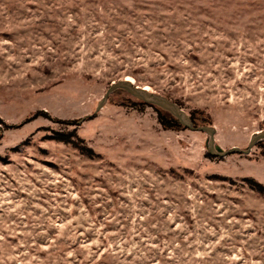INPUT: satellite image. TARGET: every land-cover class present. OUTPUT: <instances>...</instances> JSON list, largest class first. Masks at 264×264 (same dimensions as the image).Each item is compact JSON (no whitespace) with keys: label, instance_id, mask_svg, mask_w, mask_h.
Wrapping results in <instances>:
<instances>
[{"label":"rangeland","instance_id":"obj_1","mask_svg":"<svg viewBox=\"0 0 264 264\" xmlns=\"http://www.w3.org/2000/svg\"><path fill=\"white\" fill-rule=\"evenodd\" d=\"M125 79L247 149L264 0H0V264H264V142L211 157L124 91L97 112Z\"/></svg>","mask_w":264,"mask_h":264},{"label":"water","instance_id":"obj_2","mask_svg":"<svg viewBox=\"0 0 264 264\" xmlns=\"http://www.w3.org/2000/svg\"><path fill=\"white\" fill-rule=\"evenodd\" d=\"M117 91H124L128 93L130 96L134 97L135 99L147 105L160 108L163 111L170 113L175 122L182 125L184 128L188 130L205 133L208 136L207 147L209 150V155L211 157L225 158L235 153L249 155L252 149L256 147L260 141H264V131H261L252 136L247 149L242 150L238 147H234L232 149L225 151L219 145L216 144V140H215L216 131L213 127L211 126L195 127L191 115L186 113L177 103H174L165 96L153 93L147 90L146 88L139 87L135 85V83L127 79L112 84V86L107 91L106 95L99 102L97 107V112H99L103 108V106L107 103L109 97ZM80 122L82 121H79V123Z\"/></svg>","mask_w":264,"mask_h":264},{"label":"trees","instance_id":"obj_3","mask_svg":"<svg viewBox=\"0 0 264 264\" xmlns=\"http://www.w3.org/2000/svg\"><path fill=\"white\" fill-rule=\"evenodd\" d=\"M140 105L146 106V104L143 102L140 103ZM151 107H153V106H151ZM153 108L157 111V113L159 115V121H160V123L164 129H166V130H177L178 131V130H181L183 128L182 125H180L174 121V119L170 113L163 111L162 109L157 108V107H153ZM191 118L195 124V127H201L198 124V118L196 117L195 113L191 114ZM204 122H208V120H206ZM56 139L58 141H61V142L73 144L83 154H93V151L91 149H89L87 146H85L83 144V140L79 139L75 133H57ZM263 142L264 141H260L257 145H260ZM249 182L254 189H256L260 193L264 194V185H262L261 183L255 181L253 179H250Z\"/></svg>","mask_w":264,"mask_h":264},{"label":"bare ground","instance_id":"obj_4","mask_svg":"<svg viewBox=\"0 0 264 264\" xmlns=\"http://www.w3.org/2000/svg\"><path fill=\"white\" fill-rule=\"evenodd\" d=\"M129 81H131V80H129ZM133 82V81H132ZM134 83V82H133ZM147 89V88H146ZM148 90V89H147ZM150 91V90H149Z\"/></svg>","mask_w":264,"mask_h":264}]
</instances>
